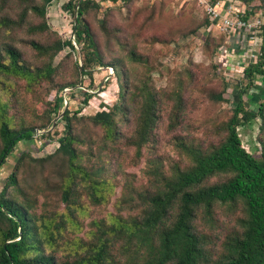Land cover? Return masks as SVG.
<instances>
[{"label": "rangeland", "instance_id": "374dc122", "mask_svg": "<svg viewBox=\"0 0 264 264\" xmlns=\"http://www.w3.org/2000/svg\"><path fill=\"white\" fill-rule=\"evenodd\" d=\"M92 1L82 18L102 65L92 67L90 84L88 76L79 82L83 54L74 41L73 18L63 8L65 0H52L46 6L48 28L44 29L43 19L32 9L44 0H0V62L8 63L6 48L13 46L20 53L22 68L0 69V121L6 120L13 129L39 130L30 141L17 143L0 168V185L17 154L25 149L34 157H25L19 164L18 186L8 188L7 196L32 201L37 214L63 211L62 191L72 180L77 224L68 223L55 245H45V251L59 262L74 258V241L91 239L94 221L108 223L114 216L136 214L137 209H130L134 203H127L126 197H134L137 190L153 191L177 168L191 165L192 151H205L220 142L225 122L239 99V89H245L242 99L251 110H257L264 99V75H254L247 87L242 54L247 52V44L252 53L258 51L261 34L230 37L225 44L234 51L226 56L225 67L219 68L221 57L215 48L226 41L225 37L213 30L207 42L204 40L203 15L194 3ZM254 4L259 1L254 0ZM63 38L72 40L75 51L64 48L52 55L56 41ZM84 91L90 97L75 113ZM56 94L68 102L74 163L88 177L71 173L67 156L56 151L63 132L62 117L47 131L57 117L49 111ZM146 104L154 113V124L138 145V126ZM112 105L119 109L109 133L90 117ZM62 110L63 106L59 114ZM42 133H49L51 139L40 138ZM238 133L242 146L259 156L264 145V117L239 126ZM227 176L217 174L205 183L220 182ZM92 186L97 189L96 197ZM241 216L240 203L215 204L208 216L199 210L196 227L205 236L209 264L221 258L227 239L240 230Z\"/></svg>", "mask_w": 264, "mask_h": 264}, {"label": "trees", "instance_id": "16d2710c", "mask_svg": "<svg viewBox=\"0 0 264 264\" xmlns=\"http://www.w3.org/2000/svg\"><path fill=\"white\" fill-rule=\"evenodd\" d=\"M51 1L44 0L41 6L32 7L43 19V29L48 28L45 15L46 6ZM184 1L194 3L203 15L204 26L209 24L207 15L196 1ZM240 1L248 7L247 14L264 7V0H258L257 5L254 0ZM91 3L92 0H65L63 3V8L71 12L72 18L78 5L77 20L75 24L73 20L72 28L74 41L80 45L83 54L79 82L88 76L90 84L92 67L102 65L89 26L82 18ZM209 36L210 33L204 40ZM32 44L35 49H40L36 42ZM64 48L75 51L70 38L57 40L52 55ZM6 53L9 61L0 62V69L21 71L19 51L9 46ZM243 72L248 80L247 87L251 85L254 75H264V24L261 26L259 54ZM244 92L245 89H239V99L225 122V135L220 142L205 151H192L191 165L184 169L177 168L153 191L137 190L134 197H126L127 203H134L130 209H137L136 214L114 216L108 223L94 221L91 239L87 242L80 238L74 241L76 248L71 261L59 262L54 254L45 251V245H55L61 230L68 223L77 224L75 199H71L72 180L62 191L61 200L65 203L63 211L37 214L32 201L25 198L19 201L15 196L6 194L8 188L18 186L17 171L22 160L34 157L30 149L22 150L0 185V264H209L205 236L196 227L198 212L201 209L208 216L215 204L232 206L239 203L243 212L239 218L240 230L227 239L224 253L213 264H264V145L259 156H255L242 146L238 133L239 126L256 118L263 119L264 99L258 103L257 110H251L243 102ZM89 97L90 93L84 91L81 106L75 113L87 104ZM63 103L64 97L56 94L49 108L50 114L59 115ZM118 109L117 105H112L97 111L90 119L111 133ZM144 109L146 113L141 116L138 126V145L146 140L147 132L154 124L151 107L146 104ZM71 118L70 111L66 109L61 118L63 132L58 138L56 151L67 156L71 173L81 172L83 177H88L89 174L82 172V168L74 163L76 153L72 146ZM34 129H13L6 120L0 121V168L7 163L18 142H28L34 138ZM39 137L51 139L49 133H42ZM217 174L228 176L220 182L205 183ZM95 191L97 189L92 186L94 197L97 195Z\"/></svg>", "mask_w": 264, "mask_h": 264}, {"label": "built area", "instance_id": "2783aa9c", "mask_svg": "<svg viewBox=\"0 0 264 264\" xmlns=\"http://www.w3.org/2000/svg\"><path fill=\"white\" fill-rule=\"evenodd\" d=\"M184 1V0H183ZM196 1L201 11L207 15L209 24L204 26L202 35H206L213 30L221 33L225 40L217 47L216 55L219 58V68L226 65L225 58L230 55V51H234V47L225 44L230 37L238 36L243 38L245 34L251 33L249 37H253L255 33L261 34V26L264 24V7L258 12H250L247 14L248 7L240 0H190ZM255 32V33H254ZM252 48L247 44V52L244 54L246 65L256 60L258 51L252 53ZM243 61V63H244ZM222 63V65H221Z\"/></svg>", "mask_w": 264, "mask_h": 264}, {"label": "water", "instance_id": "95a60500", "mask_svg": "<svg viewBox=\"0 0 264 264\" xmlns=\"http://www.w3.org/2000/svg\"><path fill=\"white\" fill-rule=\"evenodd\" d=\"M77 6L78 5H76L75 12H74V16H73L74 24L76 23V20H77V14H76ZM67 108H68V102L67 101H64L63 110L61 111V113L59 115H57V117L55 118V120L52 122L51 127L47 131H49L50 129H52L55 126L56 121L62 117L63 113L65 112V110ZM33 133L34 134H37V133H39V130L34 129L33 130Z\"/></svg>", "mask_w": 264, "mask_h": 264}, {"label": "crops", "instance_id": "0c3cea01", "mask_svg": "<svg viewBox=\"0 0 264 264\" xmlns=\"http://www.w3.org/2000/svg\"><path fill=\"white\" fill-rule=\"evenodd\" d=\"M261 8H259L258 10H255V12H258Z\"/></svg>", "mask_w": 264, "mask_h": 264}]
</instances>
